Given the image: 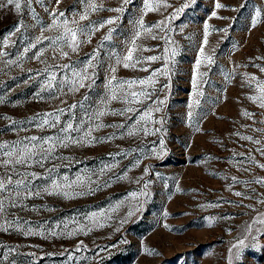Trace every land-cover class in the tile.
Wrapping results in <instances>:
<instances>
[{"label": "rangeland", "instance_id": "374dc122", "mask_svg": "<svg viewBox=\"0 0 264 264\" xmlns=\"http://www.w3.org/2000/svg\"><path fill=\"white\" fill-rule=\"evenodd\" d=\"M150 3L159 9L146 14L144 0H60L59 4L21 0L19 12L14 6L0 8V143L13 145L32 136L56 139L65 135L60 131L65 124L80 127L82 121V130L71 135L78 139L92 127L96 138L91 143L57 146L42 166H17L16 171L40 178L29 184L31 193L19 189L15 206L7 194L0 197L4 200L0 264H264V225L252 223L264 214V203H260L264 184L252 182L264 179V168L259 166L264 164V108L248 98L258 93L255 81L250 85L247 79L255 76L264 82L260 71L264 67V0ZM217 3L224 7L217 8ZM89 4L98 10L92 11ZM180 8L183 11L172 19ZM86 10L88 19L79 21L82 26L109 18L116 22L97 24L99 30L90 37L79 36L78 49L65 48L69 55L61 57L44 39L63 32L62 27H51L50 13L63 12L59 22L78 20ZM257 11L261 15L253 27ZM141 18L146 26H153L157 38L142 35L137 43L148 50L138 55L161 59L126 69L116 59L131 46L138 30L134 22ZM160 21H165L163 30L154 27ZM205 24L209 25L207 45ZM197 60H201L198 69ZM165 67L168 73L158 74L149 89L154 100L165 101L152 117L163 123L147 125L150 133L160 131L128 135L133 121L113 114L125 107L119 100H111L104 108L106 115L88 123V116L102 107L109 94L111 76L139 80L155 69L163 73ZM85 68L92 77L85 81L90 86L70 91L73 72ZM52 74L57 79L49 89ZM148 105L155 107L151 101ZM50 113L60 118L55 127L42 125L44 119L55 120ZM95 123L104 127L96 129ZM121 123L127 127H117ZM6 172L0 168V175ZM12 175L19 178L15 172ZM77 179L83 183H73ZM53 181L61 187L53 190ZM133 192L135 197L130 195ZM53 231L56 236L51 235ZM69 231L75 234L69 236ZM240 240L245 247L236 259L233 245Z\"/></svg>", "mask_w": 264, "mask_h": 264}, {"label": "snow or ice", "instance_id": "6c2138e0", "mask_svg": "<svg viewBox=\"0 0 264 264\" xmlns=\"http://www.w3.org/2000/svg\"><path fill=\"white\" fill-rule=\"evenodd\" d=\"M32 0H26V4H30ZM39 2V0H38ZM57 4L60 3V0H56ZM87 2V0H85ZM125 3H128L129 0H124ZM9 6H14L15 10L19 12L21 10V0H0V8H7ZM164 7H168L169 5H163ZM184 7H188L187 4L184 5ZM217 8H222L224 5L217 3ZM89 8L92 11L98 10V6L95 4H89ZM159 9V5H154L153 3H150V0H144V10L145 14L150 11H156ZM122 9H112V11H121ZM183 8L177 9L175 13L172 14L171 18L174 19L176 14L179 12H182ZM52 15V28H63V32L56 36L55 38H48L44 37V39H48L51 45H54V51H58L59 55L61 57H68L69 52L65 51L64 49H71L73 52H75L80 44L82 43L81 40L78 39L79 36H89L92 34V32L99 30V28L96 27L98 24L99 27H104L105 25H112L116 21L113 18H109L105 21H98L93 23L91 26L89 25H80L79 21L87 20L88 14L87 10L79 14V18L72 19L69 21L68 19H63L62 21H57V17H64L63 12H52L50 13ZM213 16L216 15L215 12L212 13ZM261 13L257 11L256 18L252 20V26L255 27L256 24L259 22V17ZM36 18L35 16L33 17ZM168 19V18H166ZM135 25L138 26V30L134 33L132 40L130 41L131 46L127 49V52L125 55L117 57L116 63L123 65L124 68H132L137 69L142 64H150L151 62H155L161 57L156 55H151L147 57H143L141 55H138L139 52L147 51L148 49H144L141 45L137 43V41L141 38L142 35L151 36L152 39H156L157 36L152 33L153 26H146L143 22V19L141 18L138 21L134 22ZM165 24V21H160L158 24H156L154 27L161 28L163 30V25ZM208 29L209 25H204L205 30V39H204V45H207V36H208ZM17 31L20 30L19 27L16 29ZM140 30H143L142 32ZM111 32V29L109 30ZM109 36H105L104 39H109ZM62 45V46H61ZM32 47L35 48L36 44H32ZM29 49L25 48L24 51L27 52ZM167 51V49L165 50ZM201 56H204L203 48H201ZM42 54V53H41ZM174 54V52H173ZM37 59H39V55L36 56ZM95 58V55L89 57V61L93 60ZM207 62L210 64L212 63V57L207 56L205 57ZM201 65V60L196 61V67L197 69ZM57 67L60 68H68L69 65H57ZM89 67H91V64L89 63ZM47 70V69H46ZM115 68H111L110 71L112 73L115 72ZM139 70L142 71H148V68L141 67ZM261 72H264V67L260 68ZM168 69L165 67L163 69V73H161L160 69L153 70L147 77L139 79V80H117V78L113 75L111 76L109 82H108V89L109 94L104 97V99L101 101V108H98L97 111L92 113L88 116V123H94L100 119V117L106 115V112L104 111V108L107 107V104L111 100H119L121 103L125 105L124 108H122L118 112H113L114 115L124 116L128 120H132L133 124L129 128L127 134L128 135H135L137 132H143L145 135L148 134H155V132L160 131V129H156L155 132H149L148 124L149 123H163V119L160 121H153V112H159L161 111V105L165 103L164 100H154L153 95L154 92L149 90L151 86H153L156 81V76L158 74H167ZM74 79L71 81V86L69 90H78L79 88L89 87V84H86L85 81L92 80V77L88 74L87 68H85L83 71L80 72H73ZM57 77L55 74H52L49 79L48 83L46 85L47 88H52L53 81H56ZM249 84L251 85V82L255 81L256 88L255 91L258 93L256 95H251L248 98L253 101L254 103L258 102L259 106L261 108H264V82L258 81L255 76L247 77ZM195 86V80L193 81ZM164 87H167L165 85ZM87 99V97H85ZM151 101L155 107L149 106L148 102ZM139 105L140 107H136ZM71 107H75V105H72ZM61 114H63V109H58ZM243 115L245 116H251V113L244 112ZM49 117L55 116V120L50 123L49 119H44L42 121V125H48L49 127H55L57 123H59V116H56L55 113L48 114ZM134 117H138V119H134ZM84 122H81L80 127H74L72 123H67L63 128L60 129L61 132H63L65 135L62 137H58L56 139H53L51 137L44 138V137H28L25 138L24 141H20L17 144L9 145L7 142L0 143V168L7 169V172L3 175H0V197H3L4 194H7V198L12 201V206H15L16 201L20 199L19 189L22 187L27 192L31 193V189L29 188V184L35 180L39 179L40 177L36 173H21L16 171L17 166L21 168H27L32 163H39L41 166L43 165V162L45 159H50L51 155L54 151V149L57 146H67L69 143H91L95 141V137H92V131L94 130L92 127H87L86 130L83 131V135L79 137L78 139L73 137L71 134L73 132H80L83 128ZM111 126V125H110ZM100 127H104L103 124L95 123V128L98 129ZM117 127L125 128L127 127L125 124L121 123L120 125H117ZM244 140L253 141V143L259 144V140H253V137L251 136H244L241 137ZM111 139V137L107 138ZM161 146H163V141H161ZM262 154H264V150H262ZM261 168H264V164L259 165ZM105 169H110V166H105ZM105 169H101V173L105 171ZM54 171L53 169L49 170V173ZM15 172V175L19 178L14 179L12 173ZM145 173L147 174V169H145ZM120 179L124 177H118ZM67 177L64 178L65 183H67ZM90 179V178H89ZM233 181H236V178H232ZM239 182V181H237ZM254 183H260L264 184V179L254 180L252 181ZM73 183L80 185L83 183V181L77 179V181H74ZM91 183V180H90ZM247 183V182H245ZM53 190L56 188H60L61 185L57 183L56 181L52 182ZM68 187H72V184H68ZM107 186H110L107 185ZM145 188L148 187L147 184L144 185ZM91 189H89L90 191ZM43 191H50L48 188H44ZM38 194V193H37ZM64 195H67V192L63 193ZM146 195V193H144ZM131 196L135 197L136 193H130ZM236 196H241V192H235ZM260 203H264V200L260 201ZM4 211V200L0 198V213ZM95 213L93 214V217H95ZM101 215H104L101 213ZM128 215H132V213H128ZM253 224H260L264 225V214H261L260 216L256 217L252 221ZM103 226V225H101ZM65 228H67V225H65ZM7 229H5L6 231ZM90 230V229H89ZM79 231H85L84 228H79ZM74 231H69L67 235L71 236L74 235ZM85 234H87L85 232ZM52 236H56L57 233L53 231L51 233ZM114 247V245H113ZM245 247L244 240H240L237 245H233V248L235 249V257L236 259H240L242 256L241 249ZM79 250V248L77 249ZM101 251H104V249H101ZM149 251V254H151V250ZM232 250L230 249V252ZM71 259V257H69Z\"/></svg>", "mask_w": 264, "mask_h": 264}]
</instances>
